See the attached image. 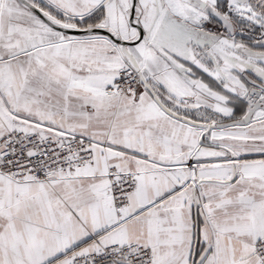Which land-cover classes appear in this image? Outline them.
I'll list each match as a JSON object with an SVG mask.
<instances>
[{"label": "snow or ice", "instance_id": "snow-or-ice-1", "mask_svg": "<svg viewBox=\"0 0 264 264\" xmlns=\"http://www.w3.org/2000/svg\"><path fill=\"white\" fill-rule=\"evenodd\" d=\"M0 264H264V0H0Z\"/></svg>", "mask_w": 264, "mask_h": 264}]
</instances>
